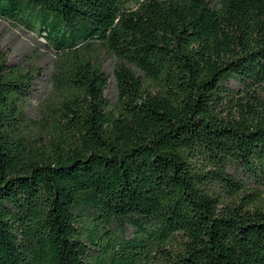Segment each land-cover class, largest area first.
Here are the masks:
<instances>
[{
  "label": "trees",
  "instance_id": "obj_1",
  "mask_svg": "<svg viewBox=\"0 0 264 264\" xmlns=\"http://www.w3.org/2000/svg\"><path fill=\"white\" fill-rule=\"evenodd\" d=\"M0 19L59 54L31 120L35 71L0 51V264H264V0H0Z\"/></svg>",
  "mask_w": 264,
  "mask_h": 264
},
{
  "label": "rangeland",
  "instance_id": "obj_2",
  "mask_svg": "<svg viewBox=\"0 0 264 264\" xmlns=\"http://www.w3.org/2000/svg\"><path fill=\"white\" fill-rule=\"evenodd\" d=\"M135 6V1L130 7ZM0 51L6 57L7 64L12 68H19L24 72L35 71L32 80V88L25 100L24 112L31 120H37L41 108L53 97L52 74L57 65L59 54L51 44H47L44 33L37 29L31 31L20 22L0 19ZM103 61L102 70L107 75V88L104 92L108 102L116 99V83L114 79V66L116 60L105 54H101ZM132 71L139 75L135 68ZM231 87H236L234 81H230ZM135 229L131 225L125 227L124 236L131 238ZM142 264H164L159 260L157 253L152 252Z\"/></svg>",
  "mask_w": 264,
  "mask_h": 264
}]
</instances>
